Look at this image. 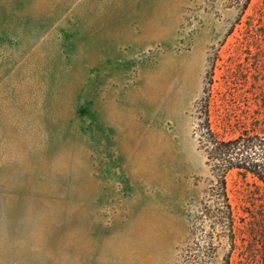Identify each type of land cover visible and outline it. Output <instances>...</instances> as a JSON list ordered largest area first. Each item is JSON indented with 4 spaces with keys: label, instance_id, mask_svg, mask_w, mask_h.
<instances>
[{
    "label": "rangeland",
    "instance_id": "1",
    "mask_svg": "<svg viewBox=\"0 0 264 264\" xmlns=\"http://www.w3.org/2000/svg\"><path fill=\"white\" fill-rule=\"evenodd\" d=\"M0 0V264H264V0ZM264 156V155H263Z\"/></svg>",
    "mask_w": 264,
    "mask_h": 264
},
{
    "label": "trees",
    "instance_id": "2",
    "mask_svg": "<svg viewBox=\"0 0 264 264\" xmlns=\"http://www.w3.org/2000/svg\"><path fill=\"white\" fill-rule=\"evenodd\" d=\"M243 5L247 7V2ZM204 143L209 159L216 168L215 186L212 199L216 203L217 214L225 229L233 237L234 211L228 194L227 173L237 169L239 174H252L264 183V137L243 134L235 139H223L213 132L206 119Z\"/></svg>",
    "mask_w": 264,
    "mask_h": 264
}]
</instances>
